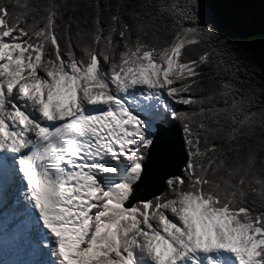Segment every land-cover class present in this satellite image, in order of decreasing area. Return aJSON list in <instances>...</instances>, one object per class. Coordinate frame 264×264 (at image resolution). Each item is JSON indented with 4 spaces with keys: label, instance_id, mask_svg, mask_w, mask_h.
Returning <instances> with one entry per match:
<instances>
[{
    "label": "snow or ice",
    "instance_id": "obj_1",
    "mask_svg": "<svg viewBox=\"0 0 264 264\" xmlns=\"http://www.w3.org/2000/svg\"><path fill=\"white\" fill-rule=\"evenodd\" d=\"M0 264H264V79L205 0H0Z\"/></svg>",
    "mask_w": 264,
    "mask_h": 264
},
{
    "label": "trees",
    "instance_id": "obj_2",
    "mask_svg": "<svg viewBox=\"0 0 264 264\" xmlns=\"http://www.w3.org/2000/svg\"><path fill=\"white\" fill-rule=\"evenodd\" d=\"M205 3L229 39L241 47L253 77L264 79V0H205Z\"/></svg>",
    "mask_w": 264,
    "mask_h": 264
},
{
    "label": "rangeland",
    "instance_id": "obj_3",
    "mask_svg": "<svg viewBox=\"0 0 264 264\" xmlns=\"http://www.w3.org/2000/svg\"><path fill=\"white\" fill-rule=\"evenodd\" d=\"M242 20H248L246 17H240Z\"/></svg>",
    "mask_w": 264,
    "mask_h": 264
},
{
    "label": "water",
    "instance_id": "obj_4",
    "mask_svg": "<svg viewBox=\"0 0 264 264\" xmlns=\"http://www.w3.org/2000/svg\"><path fill=\"white\" fill-rule=\"evenodd\" d=\"M161 190H163V189L161 188Z\"/></svg>",
    "mask_w": 264,
    "mask_h": 264
},
{
    "label": "bare ground",
    "instance_id": "obj_5",
    "mask_svg": "<svg viewBox=\"0 0 264 264\" xmlns=\"http://www.w3.org/2000/svg\"><path fill=\"white\" fill-rule=\"evenodd\" d=\"M11 258V257H10Z\"/></svg>",
    "mask_w": 264,
    "mask_h": 264
}]
</instances>
